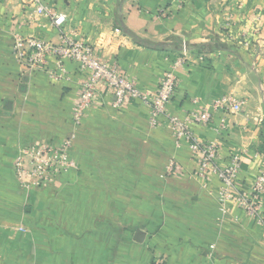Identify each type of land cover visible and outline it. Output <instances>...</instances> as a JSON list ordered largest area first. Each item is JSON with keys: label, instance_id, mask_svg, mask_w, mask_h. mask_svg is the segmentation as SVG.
Returning a JSON list of instances; mask_svg holds the SVG:
<instances>
[{"label": "crops", "instance_id": "obj_1", "mask_svg": "<svg viewBox=\"0 0 264 264\" xmlns=\"http://www.w3.org/2000/svg\"><path fill=\"white\" fill-rule=\"evenodd\" d=\"M32 1L0 0V264H264L261 228L233 203L222 208L220 182L197 179L188 148L175 145L166 123L151 128L141 103L118 109L105 92L73 128L76 67L66 64L69 80L55 81L13 53L15 33L58 39L50 20L32 18ZM39 1L144 90L156 91L189 46L168 111L182 116L193 99L202 106L228 94L242 100L225 131H216L221 113L193 131L224 156L241 157L235 185L250 189L264 156V0ZM228 16L232 42L221 32ZM203 45L211 52L198 54ZM72 135L69 174L38 192L21 191L13 175L18 150Z\"/></svg>", "mask_w": 264, "mask_h": 264}, {"label": "built area", "instance_id": "obj_2", "mask_svg": "<svg viewBox=\"0 0 264 264\" xmlns=\"http://www.w3.org/2000/svg\"><path fill=\"white\" fill-rule=\"evenodd\" d=\"M32 18L43 17L52 23L58 31L56 42L44 41L32 36L13 35V53L16 61L30 72H44L48 78L69 80L65 65L73 64L81 77L79 90L70 111L73 128L80 127L86 113L92 108L102 105L103 94L108 92L114 98L113 106L118 109L126 108L131 102L138 101L148 111V125L157 128L166 123L177 147L186 146L196 163V178L200 181L215 177L220 182L219 203L224 209L233 203L244 214L257 224L264 235V156L258 167L250 189H238L235 181L241 172V157L237 154L224 156L214 141L201 139L194 131V126L209 127L215 116L223 114L216 131L220 134L227 129L226 116L239 112L244 102L234 95L220 96L207 105H200L193 99V108L182 116L169 113L168 106L177 90L175 71L185 64V58L190 51L187 45L182 46V57H179L169 70L165 71L158 83L156 91L139 88L134 79L128 78L118 69L115 63H110L101 57L95 46L88 43L75 31L66 28V16L55 12L51 7L39 0H33ZM238 9L240 3L235 4ZM231 16L226 17L221 27L223 39L233 41L231 32ZM242 46L248 47L249 40L244 38ZM202 59V56L199 57ZM53 64V67H50ZM74 136L64 139L58 144H38L24 147L15 163L19 174L23 170V161L33 157L37 162V170L51 177L58 173L68 172L75 167L70 158V149ZM32 162V160H30ZM149 264H161L157 259Z\"/></svg>", "mask_w": 264, "mask_h": 264}, {"label": "rangeland", "instance_id": "obj_3", "mask_svg": "<svg viewBox=\"0 0 264 264\" xmlns=\"http://www.w3.org/2000/svg\"><path fill=\"white\" fill-rule=\"evenodd\" d=\"M23 148H20L18 150L17 156L15 157V160H14V166H13V170H14L13 175L21 191H24L25 193L38 192L39 190L43 189L44 186H50L53 182L69 174V171H68V172L58 173L56 174L57 176L51 177L49 173L46 176V181H43L42 180L43 175H41L38 172L37 162L33 160V157L25 158V160L22 163L24 171L21 174H19L17 170L15 169V163L17 161V158L20 156V152ZM30 160H32V162H30Z\"/></svg>", "mask_w": 264, "mask_h": 264}, {"label": "trees", "instance_id": "obj_4", "mask_svg": "<svg viewBox=\"0 0 264 264\" xmlns=\"http://www.w3.org/2000/svg\"><path fill=\"white\" fill-rule=\"evenodd\" d=\"M122 31L123 32H126L124 29H122ZM134 40L136 41V42H138L140 45H147L146 43H144L143 41H141V40H138V39H135L134 38ZM148 46H151V47H153V48H155V49H163L164 50V47L163 46H161V45H148ZM210 45H203V46H201L200 48H197L198 49V54L200 53H204V54H207V53H209V52H211L210 51V47H209ZM215 46H216V48H218V49H225L226 48V46L224 45V44H221V43H218V42H216V44H215ZM181 47V46H180Z\"/></svg>", "mask_w": 264, "mask_h": 264}, {"label": "water", "instance_id": "obj_5", "mask_svg": "<svg viewBox=\"0 0 264 264\" xmlns=\"http://www.w3.org/2000/svg\"><path fill=\"white\" fill-rule=\"evenodd\" d=\"M143 236H144V234L142 232H140L139 230H137L136 231V236H135L134 240L136 242H141L142 239H143Z\"/></svg>", "mask_w": 264, "mask_h": 264}]
</instances>
